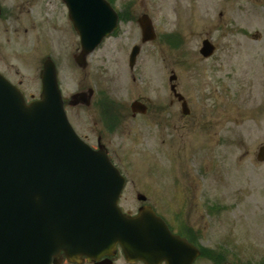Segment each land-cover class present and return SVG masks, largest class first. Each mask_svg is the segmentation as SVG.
<instances>
[{"label": "rangeland", "instance_id": "1", "mask_svg": "<svg viewBox=\"0 0 264 264\" xmlns=\"http://www.w3.org/2000/svg\"><path fill=\"white\" fill-rule=\"evenodd\" d=\"M24 1H7L19 7L13 20L0 24V66L28 97L39 94L47 57L57 62L68 100L77 91H95L91 106L68 105V116L93 146L104 134L129 181L123 209L136 212L143 195L172 221L180 211L190 215L212 256L199 264H264V162L258 160L264 145V0H112L122 14L120 28L88 56L85 69L74 58L80 38L60 0ZM145 14L158 37L142 43L139 19ZM206 38L217 47L207 59L200 54ZM134 45L143 48L131 69ZM174 73L193 125L172 134L155 114L132 105L175 101ZM179 104L170 111L179 114ZM114 107L118 127L106 121ZM190 187L196 195L192 189L188 195Z\"/></svg>", "mask_w": 264, "mask_h": 264}, {"label": "water", "instance_id": "2", "mask_svg": "<svg viewBox=\"0 0 264 264\" xmlns=\"http://www.w3.org/2000/svg\"><path fill=\"white\" fill-rule=\"evenodd\" d=\"M65 2L82 38L77 61L86 67L87 56L117 29L119 15L107 0ZM139 21L143 42L155 39L149 16ZM203 44L201 53L212 56L215 46ZM140 51L133 49L131 68ZM41 73L42 96L30 104L0 73V264H50L53 247L117 242L128 257L147 264H193L200 250L172 233L152 207L136 216L123 212L119 200L127 180L107 150H94L72 127L56 63L46 59ZM92 92L76 93L71 105L89 104ZM133 108L146 111L138 102Z\"/></svg>", "mask_w": 264, "mask_h": 264}, {"label": "flooded vegetation", "instance_id": "3", "mask_svg": "<svg viewBox=\"0 0 264 264\" xmlns=\"http://www.w3.org/2000/svg\"><path fill=\"white\" fill-rule=\"evenodd\" d=\"M7 1L8 0H0V9H1L0 24H4L6 22L13 20L14 16L16 15V13L18 11V10L15 11V8L17 9V7H19L18 4L13 6V5H10ZM39 1L40 0H37V3ZM27 3H28V0H25L24 6H26ZM61 3H62V7L67 10V6H65V3L63 0H60V4ZM62 7H60V10L63 9ZM42 8H43V10H45L44 7H42ZM64 14L66 16L65 10H64ZM67 16H68V11H67ZM78 50L79 51L82 50L81 49V43H80V47L78 48ZM43 65H44V63H43ZM0 71L8 79H10L16 86H18L19 88L22 89L25 96L27 97L28 102H32V100L39 98V96H37L36 94H32V95H30V97H28L24 91V88H23V85L21 82H17L15 80V78L13 77V75L12 74L10 75L9 73H7L4 69H2L1 66H0ZM79 82H86V81L80 80ZM59 84H60V82H59ZM39 85H40L39 92H41L42 85H43L41 79H40ZM174 98H175V101L174 100L172 102L168 101L164 105H159V106H157L155 104L149 105L147 112H146V113L150 112L152 115L155 114V121L161 122V125L164 126L165 131H170L172 134H173V131L179 132L182 130H188V129H190L191 124L193 125V122H191L192 120H189L190 119L189 117L193 116V111H191L190 106L188 107L186 104V106L188 108H190L189 109L190 111L188 110V108H186V111H185L186 114H185V112L182 111V103L183 102H181V100H179V99H181V96H178V95H176V93H174ZM176 100H178V102L180 103L179 105H181L180 108H178L180 118H179V114L176 115V114H174V112L172 113L170 111L171 105L175 106ZM66 102H69L67 100V98H66ZM188 104H189V101H188ZM184 110H185V108H184ZM177 118L180 119L181 122H183L181 126H179V124L177 122L176 123L174 122ZM162 119H163V122H162ZM113 124L118 126L116 124V122L114 121V119H113ZM198 125L201 126V123L199 121H198ZM158 126H160V125H158ZM80 128L81 127H77L76 130L79 131L82 138H84L86 141L90 142V144L92 145V142L90 141V137H88L87 135H83ZM103 135H104L103 133H100V135L98 136L99 139L97 140V147L92 145L94 148L99 149L101 144L105 145ZM163 143H164V141H163ZM249 155H250V153H248L246 155V157ZM191 189H192V192L196 195L197 193L194 192L192 187H190V189H187L188 195L191 194ZM191 199H194V197H191ZM191 199L190 198L181 199L180 203H178V209H180L182 206L186 205V201L191 200ZM142 201H143V203L139 204L137 211L143 206L150 205L154 209V211L157 212V214L162 216L166 220V222H168L169 227L171 228L173 233H176V234L180 235L181 237L186 238L189 243L200 248L202 255L200 258L196 259L193 264H199L201 259L205 258V257L208 259L212 258L211 254H208L210 256V258L207 256L208 250H205L204 249L205 247L202 246L201 243H199L200 232L198 230V227L193 223V221L190 220V215L184 214L183 212L180 211V215H176L175 219L172 221L171 217L168 218L166 216L167 214L165 213V211H162L161 209H159V207L158 208L155 207L153 205L154 203L146 201V198H145V200H142ZM204 202H206V201H204ZM136 212H128V213L136 214ZM53 250H54V254L51 258L52 262L50 264H147L142 259H139V258L137 259V258H134L131 256L128 257V255L124 251V247L120 243H116V245H113V246H110L107 248H101L98 246H94L91 249V248L85 246L83 248H72V249L68 248L67 249L66 247L65 248L60 247V248L56 249L55 247H53ZM209 261L211 263H214V264L219 263V261H217V260L216 261L209 260ZM161 264H168V262L163 261Z\"/></svg>", "mask_w": 264, "mask_h": 264}]
</instances>
